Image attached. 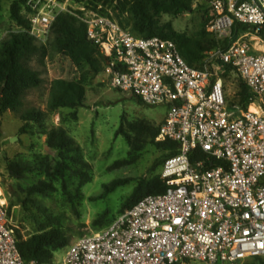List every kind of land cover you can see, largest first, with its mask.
<instances>
[{"label": "built area", "instance_id": "2783aa9c", "mask_svg": "<svg viewBox=\"0 0 264 264\" xmlns=\"http://www.w3.org/2000/svg\"><path fill=\"white\" fill-rule=\"evenodd\" d=\"M67 1L27 0L30 34L45 44L60 14L78 17L88 39L112 60L107 67L111 87L146 106L165 108L155 141L175 142L178 148L161 168L166 190L144 197L106 229L78 238L62 264L264 259V51L240 37L208 52L202 69L191 67L173 41L136 37L110 17L71 8ZM201 2L210 14V32L221 42L231 37L235 22L264 26V0ZM225 66L253 95L248 109L230 106L217 72ZM3 199L4 194L0 264H27Z\"/></svg>", "mask_w": 264, "mask_h": 264}, {"label": "rangeland", "instance_id": "374dc122", "mask_svg": "<svg viewBox=\"0 0 264 264\" xmlns=\"http://www.w3.org/2000/svg\"><path fill=\"white\" fill-rule=\"evenodd\" d=\"M16 1L19 0H0V46L11 33L19 31L17 24L10 18L11 6ZM67 2L70 7L77 8L73 0ZM102 4L97 10L103 7ZM25 6L23 3L22 15L25 14ZM198 8V4H195L194 11L180 17L164 15L161 22L171 23L179 34L189 38H198L205 30L210 38L218 40L209 30V21L205 20L210 16L208 8L205 6V12ZM104 9L115 17L112 8ZM239 37L261 52L264 51V41L256 34L246 33ZM37 43L47 50V55L37 56L32 61V67L41 73L43 84L29 90L20 113L9 111L0 115V191H3L0 194H4L7 207L11 202L13 204L10 225L26 238L39 234L42 226L47 224L40 210L42 208L51 217V229H60L69 234L70 244H73L86 234L106 229L129 209L126 207L131 205L130 196L137 183L160 174L165 153L154 144L147 143L136 154L121 132H128V124L138 121L160 126L166 109L146 106L112 88L107 66L103 64L99 65L100 73L93 71L87 64L74 66L67 57L52 49L51 35L45 44ZM217 72L223 81L226 97L231 102L240 91L242 82L231 69L221 67ZM56 79L77 81L86 88V100L84 107L78 109L77 120L72 119L70 109L48 110L50 85ZM33 110L42 111V118L38 123L31 122L27 133H20L25 126L21 116ZM59 127L66 129L75 141V151L72 153L75 159L68 163L67 169L65 167L64 177L58 171L57 152L46 145L47 137L44 134ZM12 139L15 141L12 142ZM9 161L29 166L21 180L10 178ZM118 180L129 182L105 195L106 187ZM42 182L51 183V191L32 197L26 195L28 188ZM67 249L55 255L54 264H62ZM247 264L260 263L251 259Z\"/></svg>", "mask_w": 264, "mask_h": 264}, {"label": "trees", "instance_id": "16d2710c", "mask_svg": "<svg viewBox=\"0 0 264 264\" xmlns=\"http://www.w3.org/2000/svg\"><path fill=\"white\" fill-rule=\"evenodd\" d=\"M66 2L67 0H58ZM77 6L84 7L89 11L108 16L117 21L119 25L129 31L136 37L152 38L173 41L185 61L195 68L202 69L206 64V54L219 45L223 47L239 39L241 34H256L264 41V26L256 27L235 22L232 27L231 37L224 41H218L210 38L209 34L201 32L198 38H189L179 34L171 23H162L161 18L164 15L180 17L184 14L194 11V5L198 4V9H205L201 0H73ZM27 0H19L12 4L10 9V18L17 24L19 31L13 32L4 40L0 46V115L6 112L20 113L23 106V100L29 90L38 88L43 84L42 76L39 70L32 67L33 58L40 55H47V50L43 45L37 43L30 34L31 25L26 16L22 15V4L26 5ZM103 3L100 10L98 6ZM105 7H110L115 13V17L107 13ZM1 9V6H0ZM205 12V10H204ZM207 12V11H206ZM79 15H84L80 10L76 11ZM206 22L210 18L205 19ZM52 49L60 55L67 57L70 62L80 67L87 64L96 73H100L99 65L110 66L112 60L107 58L100 49L88 39L87 26L78 17L70 13L60 14L51 28ZM227 69H233L225 66ZM240 78V77H239ZM241 80V78H240ZM242 82V80H241ZM135 98V97H133ZM251 94L248 87L242 82L240 91L237 92L234 99L229 102L230 106L238 105L248 109L251 104ZM141 104L142 101L138 98ZM86 100V88L79 82L66 79H56L50 85V102L48 110L55 112L59 109H70L71 117L78 119V109L84 107ZM43 116V112L33 110L28 114L21 116L25 126L20 133H27V128L31 122L38 123ZM123 129V128H121ZM120 133V132H119ZM129 142L131 149L140 153L145 144H154L162 153V165L165 160L177 152L178 144L171 141L156 142L159 135V126L156 127L146 121H138L128 124V132H121ZM46 135V145L57 152L59 160L58 171L61 177H64L65 167L70 161H74L72 153L75 151V141L68 135L63 127L53 128L44 132ZM2 136V121L0 120V138ZM198 157L202 154L196 153ZM125 162L124 164H126ZM162 168V166H161ZM29 170V166L24 163L9 161L8 172L10 178L21 180L24 174ZM129 180H118L106 187L105 195L114 191L118 187L127 184ZM166 183L161 175H156L151 179L140 180L130 196L131 205L126 209H131L135 204L146 196L159 195L166 190ZM51 183L42 182L38 186H33L26 190V195H43L51 191ZM8 206V215L11 216V207ZM128 209V210H129ZM47 224H44L39 234H34L26 238L18 229L15 228L17 246L19 253L27 264H54L55 255L71 244V236L60 229H51V217L48 216L45 209L40 208ZM260 264H264L263 258L253 259ZM247 264V262H246Z\"/></svg>", "mask_w": 264, "mask_h": 264}, {"label": "bare ground", "instance_id": "6f19581e", "mask_svg": "<svg viewBox=\"0 0 264 264\" xmlns=\"http://www.w3.org/2000/svg\"><path fill=\"white\" fill-rule=\"evenodd\" d=\"M252 110L254 111V110H256V109L253 107ZM0 193H2V192L0 191ZM0 195L2 196V194H0ZM3 202H5V201L3 200Z\"/></svg>", "mask_w": 264, "mask_h": 264}, {"label": "water", "instance_id": "95a60500", "mask_svg": "<svg viewBox=\"0 0 264 264\" xmlns=\"http://www.w3.org/2000/svg\"><path fill=\"white\" fill-rule=\"evenodd\" d=\"M1 92H2V88H0V94H1ZM15 141V139H12V142H14Z\"/></svg>", "mask_w": 264, "mask_h": 264}]
</instances>
